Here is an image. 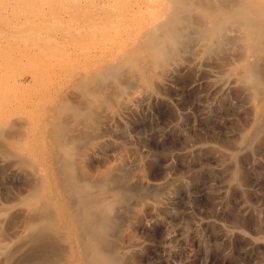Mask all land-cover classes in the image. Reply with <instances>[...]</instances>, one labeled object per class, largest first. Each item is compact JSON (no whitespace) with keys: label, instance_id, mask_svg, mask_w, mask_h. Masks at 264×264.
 Wrapping results in <instances>:
<instances>
[{"label":"rangeland","instance_id":"1","mask_svg":"<svg viewBox=\"0 0 264 264\" xmlns=\"http://www.w3.org/2000/svg\"><path fill=\"white\" fill-rule=\"evenodd\" d=\"M167 3L0 0V106L13 108L0 114V235L19 246L9 264L32 249L14 228L40 208L50 224L38 242L53 248L20 264L86 261L66 158L89 184L128 180L106 189L126 197L108 235L121 264H264V136L241 79L246 34L192 35L171 53L153 44Z\"/></svg>","mask_w":264,"mask_h":264},{"label":"bare ground","instance_id":"2","mask_svg":"<svg viewBox=\"0 0 264 264\" xmlns=\"http://www.w3.org/2000/svg\"><path fill=\"white\" fill-rule=\"evenodd\" d=\"M203 2L204 3H200V0H168L166 10L164 11L163 14V18L155 23L156 25L154 26L155 27L154 29L157 30L156 33H154V35L150 34L153 35V38L154 37L158 38L161 35V37L157 39L158 42H156L155 40V42L153 41V44L158 43L159 45L160 43V46H162L163 49L166 50L169 49L170 51L172 50L171 53H173V50L177 46H180L181 44L187 42L186 40L188 38L191 39L192 35H195L197 37L198 36L204 37L207 40V42L214 40L217 43L220 41H224L225 39L230 37L233 38V35L235 34L237 35L238 33L240 34L243 33V36L244 34H246L245 37H243L241 34V36L244 38L243 44H245L243 45V48L246 47L247 50L250 51L252 58L249 62H247L248 69L246 71L244 70L245 72L241 73L242 74L241 79L245 81L244 82L245 84L248 83L250 88L251 98L256 100L257 102L256 104L257 114L254 113L255 116L257 115L256 117L257 119L255 120L256 121L255 124L253 123L254 125H256V129L253 128L254 130L253 129L252 130L253 131L256 130L257 135L264 136V71L262 70V65H261L262 62H264V0H217L218 5L215 6L214 8L209 7L210 4H208L204 0ZM228 2H232L230 7L224 8L221 6ZM257 15L260 16L259 19L256 18ZM211 27L216 28L218 32L217 36H215L216 37L215 39H210L211 37H209L211 35L209 32L212 29ZM158 30L162 31L163 34L161 32L160 34ZM240 34L237 36H240ZM248 47L250 48L248 49ZM255 50L260 51L262 56L260 55L259 58L256 57ZM166 52H163V55L164 53L166 54ZM164 56L163 58H165ZM113 63L114 61L111 63L112 66L114 64H117V63L114 64ZM17 80L15 81L16 83L18 82ZM12 82L14 83V81ZM125 100L123 101L125 102ZM26 101H28V99H26ZM7 103L10 104V102ZM5 107L0 106V114H4V110H8L9 108H11V107L8 108V106ZM253 131L250 132L251 135L253 134ZM66 159L62 160V162H64V165L60 166L61 167L60 174L61 176L63 175L61 179L62 182H64L65 184L64 185L65 188L63 187L64 193L67 195L65 197H68L73 202L71 206L72 208L70 209L68 216L72 214L71 212L73 210L72 218H74L76 225L72 224L73 223L72 220L70 221L72 222L70 223V225L72 226L74 225V227L76 226L77 230L79 231L80 234L79 238L81 240L80 247L82 246L81 249H85L86 247H89V252H87L88 254L85 253L86 249L83 251V253L81 252L82 254H87L86 257L84 255V257L82 258L86 260L85 261L86 264H121V258L113 254L112 251L109 252L111 250L110 249L111 247L109 246L110 240L108 239L109 238L108 235L109 233H111L110 231L114 223L112 211L115 208V206L113 207V205L114 203L122 202V200L125 199L126 197H123L124 194L121 191L120 193H118V196H113L112 195L113 193L111 195H107L106 189L109 188L108 186L110 183H112V185L114 184L113 186L118 189H128L127 188L128 187L127 185H129L128 180L125 178L123 173L119 171L120 174L118 173V175L112 178L110 175H109L110 177H101V178L96 176L98 179L94 177V179H96L94 181L92 180L93 179L92 176L90 180H92L93 183L89 184V182L85 180L86 176L85 177L83 176L84 180L81 178L82 176H80L81 175L80 173L78 174V176L81 179L76 177L73 170L74 167L76 170L77 166L73 167V164L68 162L69 158L67 160ZM57 169L58 168H56L55 170L57 171ZM57 172L59 173V171ZM61 179H57V181ZM130 183H132V181ZM59 184L60 182L58 183V185ZM61 184L63 185V183ZM40 209L41 210L37 216L35 215L32 216L33 218L32 219L29 218V220L27 219V222H25V224L21 226L17 225L14 228V231L17 235H19L21 232H24L25 235L28 236L29 242L32 244L31 247L32 249H30L24 256L21 255L15 258L14 260L12 259L13 261L12 260L11 261L13 264L14 263L20 264V262H22L23 260L31 259L33 255L37 253L38 250L41 251L44 250L45 253L48 251V249L51 251V247L53 248V246L50 245V242L44 243L45 242L44 241L43 242L44 244L38 242V240H40L39 237L40 236L42 237L44 232L47 231L48 226L50 224L49 211H45L42 208ZM70 217L71 216H69V218ZM0 230H1V224H0ZM78 248H79V244H78ZM18 249L19 246L17 247L16 245L14 248H10L11 250L10 251L8 244L2 240L0 235V264H9L10 259L14 257V254L17 252ZM107 249L109 251H107ZM42 252H38V253L42 254ZM47 254L45 253V256ZM78 259L79 258L77 257V260ZM80 263L82 264V261H80Z\"/></svg>","mask_w":264,"mask_h":264}]
</instances>
